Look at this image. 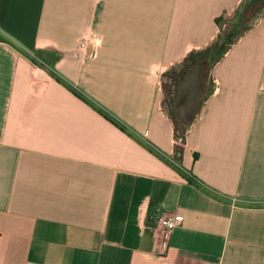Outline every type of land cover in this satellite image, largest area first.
<instances>
[{"label":"crops","instance_id":"0c3cea01","mask_svg":"<svg viewBox=\"0 0 264 264\" xmlns=\"http://www.w3.org/2000/svg\"><path fill=\"white\" fill-rule=\"evenodd\" d=\"M245 1L0 0V264H264V12L237 20ZM207 47L177 157L163 78ZM162 212L184 217L166 250Z\"/></svg>","mask_w":264,"mask_h":264},{"label":"water","instance_id":"95a60500","mask_svg":"<svg viewBox=\"0 0 264 264\" xmlns=\"http://www.w3.org/2000/svg\"><path fill=\"white\" fill-rule=\"evenodd\" d=\"M206 64L203 61L194 63L183 70L175 85V103L177 119L188 124L201 103V97L206 90Z\"/></svg>","mask_w":264,"mask_h":264},{"label":"rangeland","instance_id":"374dc122","mask_svg":"<svg viewBox=\"0 0 264 264\" xmlns=\"http://www.w3.org/2000/svg\"><path fill=\"white\" fill-rule=\"evenodd\" d=\"M262 2H264V0H246L245 3H243L241 5V8H239V13L236 16L237 17V20H238V17L240 18L241 15L244 16V17H246L248 19V17H250V18L252 16H255L256 17L257 14H258V12L263 13L264 10H262V9L260 10V8H258L260 6V4H262ZM255 9H259V10L255 12L254 11ZM235 21H236V19H235ZM226 29H225V32H224V30H221V34L220 35H222V33L224 35L226 33ZM216 43H217V41H216ZM218 44L219 43H217V45ZM212 45L213 44L210 45L211 48L213 47ZM218 46H220V45H218ZM211 48L207 47L206 49L199 50V52H197V53H192L191 56L189 57V59L186 60V62H184V65H186L187 64V61L189 62L191 59L197 60V59L204 58L209 53V49H211ZM212 51H214L213 48H212ZM189 65L190 64H188L187 67ZM211 65H212V61H211ZM178 66L179 67H175L174 66L173 68H171L170 70H168L165 73L164 78H163V92H164V100L163 101H164V104H165V107L167 108V110L169 112L170 111L171 112H174L176 119H177V115H176V103H175V101L174 102H171V103L168 102L169 94H167V91H168V87L171 86V82H172V79L174 77L175 71H178V70H180L182 68V65L181 66L178 65ZM210 76H211V72L209 74V77ZM174 97H175V88H174ZM177 122L179 123V125L176 126L177 133L179 134V138L177 139V142H181L183 136L186 135L187 124H184V123L180 122L178 119H177ZM176 154L178 155V153H176Z\"/></svg>","mask_w":264,"mask_h":264},{"label":"built area","instance_id":"2783aa9c","mask_svg":"<svg viewBox=\"0 0 264 264\" xmlns=\"http://www.w3.org/2000/svg\"><path fill=\"white\" fill-rule=\"evenodd\" d=\"M264 10V6L261 8ZM260 9V10H261ZM260 15L258 12L257 16H252L250 18V22L254 23L257 17ZM89 39V34L85 35L80 42V46L85 48L87 44V40ZM33 65L34 68H43L47 70H52L50 66H48L38 55L33 56ZM163 106L165 107L164 101ZM167 110V108L165 107ZM168 111V110H167ZM184 217L182 214L175 212H162L155 216L153 229L159 234V243L162 250H166L169 246L170 237L173 230L183 224Z\"/></svg>","mask_w":264,"mask_h":264},{"label":"trees","instance_id":"16d2710c","mask_svg":"<svg viewBox=\"0 0 264 264\" xmlns=\"http://www.w3.org/2000/svg\"><path fill=\"white\" fill-rule=\"evenodd\" d=\"M264 6V2H262V4H260V6L258 8H262ZM259 9H255L254 11H258ZM192 54V53H191ZM191 56V55H190ZM189 56V57H190ZM189 57L187 58V60L189 59ZM195 60L194 59H191L189 62L187 61V64L186 65H182V68L178 71H175L174 73V77L172 79V82H171V86L168 87V91H167V94H169V97H168V102H174V88H175V85L176 83L178 82L179 78H180V74L182 72V70H184L188 64H191L193 63ZM186 62V61H185ZM174 111V110H173ZM169 114L171 115V117L173 118L174 120V151L176 153H178V155L176 154V156L180 157V154L182 153V150H183V146H184V141H185V135L183 136L182 138V141L181 142H177V139L179 138V134L177 133V129H176V126L179 125V123L177 122V119L175 117V114L174 112H169Z\"/></svg>","mask_w":264,"mask_h":264}]
</instances>
